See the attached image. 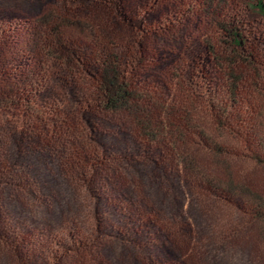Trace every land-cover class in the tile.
<instances>
[{
  "label": "trees",
  "instance_id": "obj_1",
  "mask_svg": "<svg viewBox=\"0 0 264 264\" xmlns=\"http://www.w3.org/2000/svg\"><path fill=\"white\" fill-rule=\"evenodd\" d=\"M62 1L36 21L0 13V78L12 85L0 91V130L11 140L9 151L0 145V173L17 169L20 146L48 145L59 148L62 169L92 183L113 151L124 154L100 117L126 114L125 154L140 152L159 171L174 164L248 216L264 247V0ZM240 4L260 27L232 15ZM192 17L207 23L201 40L180 50L159 41ZM68 24L80 41H65ZM67 83L87 100L77 110L62 97L70 90L76 99Z\"/></svg>",
  "mask_w": 264,
  "mask_h": 264
},
{
  "label": "rangeland",
  "instance_id": "obj_2",
  "mask_svg": "<svg viewBox=\"0 0 264 264\" xmlns=\"http://www.w3.org/2000/svg\"><path fill=\"white\" fill-rule=\"evenodd\" d=\"M60 1L0 0V13L36 21ZM244 10L240 4L232 15L243 16L246 27H260L262 19ZM206 31L203 19L185 18L158 39L180 50ZM60 33L67 43L82 39L69 24ZM10 83L0 78V91L11 89ZM65 88L75 89L76 99L70 90L62 94L73 110L79 99L87 101L70 83ZM100 125L124 154L112 150L115 158L96 171L92 183L62 169L59 148L48 145L20 146L17 169L0 173V264H264V247L248 216L189 184L171 162L159 171L140 152L125 154L132 138L128 115H101ZM194 140L196 154L200 143ZM10 142L0 130L2 149L11 150ZM205 160L203 153L196 157L204 166Z\"/></svg>",
  "mask_w": 264,
  "mask_h": 264
}]
</instances>
